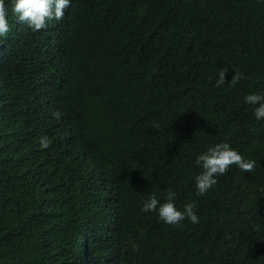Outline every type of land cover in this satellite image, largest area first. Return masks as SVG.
<instances>
[{
    "label": "trees",
    "instance_id": "obj_1",
    "mask_svg": "<svg viewBox=\"0 0 264 264\" xmlns=\"http://www.w3.org/2000/svg\"><path fill=\"white\" fill-rule=\"evenodd\" d=\"M9 20L0 264H264V121L243 102L264 92L261 0H72L38 32ZM219 142L255 167L198 196L195 157ZM169 188L198 224L141 212Z\"/></svg>",
    "mask_w": 264,
    "mask_h": 264
},
{
    "label": "clouds",
    "instance_id": "obj_2",
    "mask_svg": "<svg viewBox=\"0 0 264 264\" xmlns=\"http://www.w3.org/2000/svg\"><path fill=\"white\" fill-rule=\"evenodd\" d=\"M261 2L264 3V0ZM71 3L72 0H0V37L10 31V15L15 17L16 22L26 24L31 31L38 32L46 29L50 21L63 20ZM227 72L228 68L219 69L216 87L226 83ZM242 78L243 74L235 71L229 83L236 85ZM243 102L253 106L256 121H264V92H250L243 97ZM40 145L47 147L46 135L40 137ZM194 163L201 169L194 177L196 194L204 196L217 184V177L225 174L230 166L235 165L241 172L249 173L254 169L256 161L246 158L230 143L219 142L198 153ZM177 195V192L169 188L162 202L156 194H149L142 201L141 212H155L159 220L167 225H178L186 219L194 225L198 224L195 202L179 207L176 204Z\"/></svg>",
    "mask_w": 264,
    "mask_h": 264
}]
</instances>
